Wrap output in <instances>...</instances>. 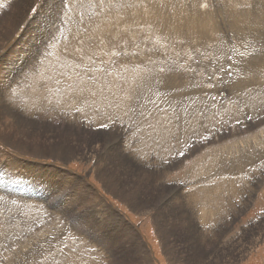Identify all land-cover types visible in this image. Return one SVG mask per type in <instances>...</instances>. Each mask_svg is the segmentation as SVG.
<instances>
[{"label":"rangeland","instance_id":"374dc122","mask_svg":"<svg viewBox=\"0 0 264 264\" xmlns=\"http://www.w3.org/2000/svg\"><path fill=\"white\" fill-rule=\"evenodd\" d=\"M58 1L0 0V260L264 264V90L217 88L264 0Z\"/></svg>","mask_w":264,"mask_h":264},{"label":"bare ground","instance_id":"6f19581e","mask_svg":"<svg viewBox=\"0 0 264 264\" xmlns=\"http://www.w3.org/2000/svg\"><path fill=\"white\" fill-rule=\"evenodd\" d=\"M58 1V0H57ZM261 1L262 0H260V3H261ZM55 2V1H54ZM59 2V1H58ZM256 2V1H255ZM262 3H263V1H262ZM54 4H57L56 2L54 3ZM257 4V3H256ZM263 5V4H262ZM55 6V5H54ZM59 6V5H58ZM257 6V5H256ZM255 6V7H256ZM258 6H259V4H258ZM53 7V6H52ZM262 7V6H261ZM246 13V15H247V12H245ZM245 13H243V15H245ZM242 15V16H243ZM251 15V14H250ZM253 16V15H252ZM252 16H251V18H252ZM264 16V15H263ZM263 16H262V18H263ZM247 17H249V16H247ZM243 18V17H242ZM261 18V19H262ZM245 19V18H244ZM247 19H249V18H247ZM246 19V20H247ZM185 20V19H184ZM243 20V19H242ZM255 21L256 19H254V18H252L251 19V21ZM239 21V20H238ZM257 21V20H256ZM263 21V20H262ZM237 22V21H236ZM241 22V21H240ZM259 22V20L257 21V22H255V23H258ZM33 23V22H32ZM227 23V22H226ZM235 23V22H234ZM239 23V22H238ZM264 23V22H263ZM162 24V23H161ZM221 23H219V25H220ZM244 23H240V28H241V31H243V32H246V30H247V26H245V25H243ZM251 24H253V23H251ZM238 25V24H237ZM54 26V25H53ZM201 26V25H200ZM235 26V25H234ZM257 26V25H256ZM55 27V26H54ZM259 27H260V25H259ZM264 27V26H263ZM45 28H50V24L49 23H47V24H45ZM187 28V27H186ZM253 28V27H252ZM103 29H104V26L103 25H99L98 26V28L97 29H94V31L92 30V34H94V35H96L97 36V39H99L100 38V35L101 34H103L105 31H106V29L103 31ZM251 29V28H250ZM256 29V28H255ZM187 30V29H186ZM220 30V29H219ZM238 30V29H237ZM249 30V29H248ZM254 30V29H253ZM27 31V30H26ZM222 31V30H221ZM226 32V31H225ZM249 34V33H248ZM252 34V35H251ZM262 34H264V28H262V29H258V32H255V31H251L250 32V37L252 38V40H250L249 42H247L246 43V40H243L242 42H241V40H240V44H238V46H237V49H236V51L234 52V54H229L228 55V57L226 58V59H224V61L222 62V65H220V67L222 66V69H224V71L225 70H228L229 71V69L230 68H226V65H227V67H228V65L230 64L229 62H230V60H229V58H231V60H234V62H235V69L236 68H238L239 69V73L240 74H237V76H238V81L235 79V77L232 75L231 77H230V80H227V77H226V74L228 73V71H226V72H224V78L220 81V85L218 84L217 85V88H219L221 85L222 86H224V87H228V86H236V84L238 83L240 86L238 87V89H244V90H249V91H253V92H257V91H263L264 90V82H263V80L261 81V78L263 77V75L261 74V72L258 70V69H256V66H257V64H258V62H259V60L260 59H258L259 58V52L260 51H258V50H262L263 49V47H264V44H262V42H261V39H260V37H261V35ZM197 35V34H196ZM30 37V36H29ZM203 37V36H202ZM217 38V37H216ZM243 38V37H242ZM204 39H205V37H204ZM217 40V39H216ZM219 40V39H218ZM239 40V39H238ZM174 41V40H173ZM27 43L29 42V40L28 41H26ZM207 42V41H206ZM216 42V41H215ZM31 43V42H30ZM204 43V42H203ZM185 45V44H184ZM194 45H197V44H195V42H194ZM202 45V44H201ZM212 45V44H211ZM217 45V44H216ZM219 45V44H218ZM217 45V46H218ZM175 46L176 47H179V43H176L175 44ZM193 46V45H192ZM199 46V45H198ZM203 46V45H202ZM221 46V45H220ZM227 46V45H226ZM152 47V46H151ZM186 47V46H185ZM216 47V46H215ZM30 48V47H29ZM144 48V47H143ZM153 49H154V47H152ZM206 48H207V50H209L210 49V45L209 44H207L206 45ZM254 48V49H253ZM151 49V48H150ZM217 48H215L214 50H216ZM193 50V49H192ZM210 50H212L213 51V49H210ZM247 50H253V51H257L258 52V54L257 55H252L251 54V56H253L252 57V62H253V64H254V66H253V68H252V70H251V74L249 73V71L248 70H245L246 68L245 67H243V68H241V65H242V61H243V57H244V60H246V59H248V57L246 56L248 53H245V55L242 57L241 55H240V53H244V51H247ZM13 51V50H12ZM155 51V50H154ZM218 51H220V50H218ZM158 52V51H157ZM199 52V51H198ZM210 52V51H209ZM216 52V51H215ZM231 52V51H230ZM200 53V52H199ZM213 53V52H212ZM211 53V54H212ZM144 55H145V53H143ZM169 54V53H168ZM210 54V53H209ZM221 53H219V55H220ZM226 54V53H225ZM143 55V56H144ZM159 55H160V51H159ZM199 55V54H198ZM227 55V54H226ZM203 57V56H202ZM219 57V56H218ZM217 57V58H218ZM222 57V56H221ZM220 57V58H221ZM250 57V56H249ZM35 58V57H34ZM175 58V57H174ZM161 61H162V59H160ZM191 60V59H190ZM166 61V60H165ZM200 61V60H199ZM247 61V60H246ZM196 62V61H195ZM197 62H198V60H197ZM201 63H202V61H200ZM205 62H206V60H205ZM205 62H204V64H205ZM207 63H208V61H207ZM248 64V63H247ZM69 67H71V65H69V64H67ZM196 65V64H195ZM210 65H211V63H210ZM66 66V65H65ZM92 66H93V64H91L90 63V68H92ZM151 67L153 66V65H150ZM158 66V65H157ZM164 66V65H163ZM173 66V65H172ZM208 66V65H207ZM230 66H231V64H230ZM105 66H103V68H104ZM170 67H171V65H170ZM200 67V66H199ZM232 67V66H231ZM248 68L250 67V66H247ZM63 68H65V69H68V68H66V67H64V65H63ZM153 68H155L154 66H153ZM151 69V70H154V69ZM156 69V68H155ZM221 69V70H222ZM203 70V69H202ZM232 70H234L233 69V67H232ZM231 70V71H232ZM211 71V70H210ZM259 71V72H258ZM132 72V71H131ZM236 72V71H235ZM91 73V72H90ZM151 73H152V71H151ZM218 75H221L223 72H221V71H218L217 70V72H216ZM237 73V72H236ZM70 74V73H69ZM68 74V75H69ZM99 74H101L102 75V73H99ZM144 74V73H143ZM205 74V73H204ZM114 75V74H113ZM153 75V74H152ZM161 76H158V78L157 79H159V80H161L162 82H163V84H164V86H165V88H164V90L165 91H168V93H171V97H172V100L171 101H162V103H167V104H171V106H178V108L180 109V104L182 105V102H183V99L186 97V95L187 94H189L188 95V97L190 98V100H191V98H192V92L195 90V89H200V91L202 90V89H205V88H203V82H201V81H199V83L198 84H193V82L191 81V80H189L188 82H187V88H186V92H187V94L185 95V96H182V91H181V89H179V87L180 86H178V87H176V81H177V77L176 78H171L170 79V77L168 76L169 74H164V73H162V74H160ZM6 76V75H5ZM66 76V75H65ZM139 76V75H138ZM137 76V77H138ZM144 76V75H143ZM214 76V75H213ZM3 77H4V75H3ZM132 77V76H131ZM130 77V78H131ZM140 77H141V75H140ZM248 77H250V83H247L248 82ZM62 78V77H61ZM63 78H64V76H63ZM151 78V77H150ZM155 78V77H154ZM264 78V77H263ZM97 80H99V79H97ZM106 80V79H105ZM146 80V79H145ZM244 80V81H243ZM60 81H61V79H60ZM181 81V80H180ZM208 81V80H207ZM13 82H14V80L12 79V80H10L9 82H7L6 84H4V86L2 85L1 87L3 88V90L6 92H9V91H11V90H13V88H14V85H13ZM74 82H76V81H74ZM74 82H72V83H74ZM135 82V81H134ZM213 82V81H212ZM216 82V81H215ZM214 82V83H215ZM64 83V82H63ZM138 82H136V84H137ZM47 84V83H46ZM133 84H135V83H133ZM155 84H157V83H154V85ZM207 84V83H206ZM153 85V86H154ZM208 85V84H207ZM65 86L67 87H69V83H65ZM150 86V85H149ZM156 86V85H155ZM163 86V85H162ZM212 86H214V85H212ZM45 87V86H44ZM63 87V86H62ZM161 87V86H160ZM182 87H183V85H182ZM208 87V86H207ZM141 88V87H140ZM143 88V87H142ZM152 88V87H151ZM232 88V87H231ZM236 88V87H235ZM39 89V88H38ZM41 89V88H40ZM39 89V90H40ZM66 89V88H65ZM64 89V90H65ZM211 89V88H210ZM216 89V88H215ZM34 90H36V89H28L27 91H26V97L28 98V99H30V101L32 100V95H33V92H35ZM131 90V89H130ZM138 90V89H137ZM153 90V89H152ZM178 90V91H177ZM182 90H183V88H182ZM134 91H136V90H134ZM212 91V90H211ZM37 92V91H36ZM40 92L41 91H38V93L40 94ZM158 92V91H157ZM183 92H184V90H183ZM208 93H209V91H207ZM206 92V93H207ZM218 92L220 93L221 92V89H219L218 90ZM44 92L42 91V94H43ZM213 93V92H212ZM244 93V92H243ZM258 93V92H257ZM42 94H40V95H42ZM140 94V93H139ZM143 94V93H142ZM221 94V93H220ZM162 95V94H161ZM222 95V94H221ZM245 95H247V94H245ZM203 96H204V94H203ZM43 97V95L41 96V98ZM238 97V96H237ZM25 98V97H24ZM243 98V97H242ZM3 99V98H2ZM11 99V98H10ZM163 99V98H162ZM167 99V98H166ZM15 100V99H14ZM24 100V99H23ZM36 100V99H35ZM133 100V99H132ZM185 100V99H184ZM207 100V99H206ZM218 100V99H217ZM222 100V99H221ZM242 100V99H241ZM161 101V100H160ZM204 101V100H203ZM209 101H210V99H209ZM4 102H6V101H4ZM3 102V103H4ZM258 104V103H257ZM1 106V105H0ZM12 107V106H11ZM262 107V106H261ZM210 108V107H209ZM2 109V108H1ZM192 110V109H191ZM260 110H261V108H260ZM170 111V110H169ZM193 111V110H192ZM160 112H162V111H160ZM179 113H180V118H181V116L184 114V112H182L181 111V109L179 110ZM261 113V112H260ZM165 115V114H164ZM238 115H239V113H238ZM188 116V115H187ZM168 118V117H167ZM178 118V117H177ZM179 118V119H180ZM189 118V117H188ZM171 120V119H170ZM163 121V120H162ZM167 121V120H166ZM174 121V120H173ZM177 122V121H176ZM14 123V122H13ZM159 123V122H158ZM172 123V122H171ZM162 124H164V123H162ZM16 124H11V127H13V126H15ZM161 124H158V129H159V126H160ZM156 128H157V126H156ZM161 128V127H160ZM167 128V127H166ZM22 130V129H21ZM155 130V129H154ZM7 131V130H6ZM18 131H20V130H18ZM156 131H159V130H156ZM5 132V131H4ZM16 133H18V132H16ZM162 134V133H161ZM163 135V134H162ZM93 147V146H92ZM143 162V161H142ZM11 163V162H10ZM13 167V166H12ZM13 179V178H12ZM22 184V183H21ZM217 232H218V230H217ZM201 239V238H200Z\"/></svg>","mask_w":264,"mask_h":264},{"label":"snow or ice","instance_id":"6c2138e0","mask_svg":"<svg viewBox=\"0 0 264 264\" xmlns=\"http://www.w3.org/2000/svg\"><path fill=\"white\" fill-rule=\"evenodd\" d=\"M103 6V0H101V7ZM201 7H207V5H201ZM262 44H264V34L261 35L260 37ZM240 55L243 57L245 55V53H240ZM261 60H264V53H262V55L258 58ZM161 71H163V69H161ZM229 77L232 75L231 69H229L228 73ZM252 118L249 117V120H251ZM239 123V121H237ZM103 127H107V125H103ZM181 155H183V153H181ZM9 258L7 256H4L2 258V260H0V264H6L7 260Z\"/></svg>","mask_w":264,"mask_h":264}]
</instances>
